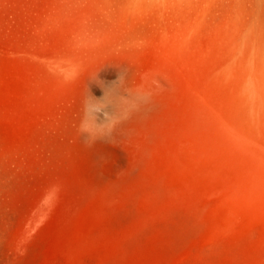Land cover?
Listing matches in <instances>:
<instances>
[{"label": "rangeland", "instance_id": "374dc122", "mask_svg": "<svg viewBox=\"0 0 264 264\" xmlns=\"http://www.w3.org/2000/svg\"><path fill=\"white\" fill-rule=\"evenodd\" d=\"M0 264H264V0H0Z\"/></svg>", "mask_w": 264, "mask_h": 264}]
</instances>
